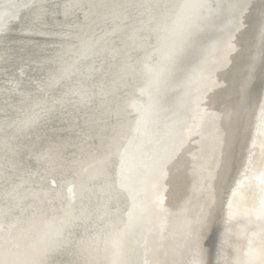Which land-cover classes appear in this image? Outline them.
<instances>
[{"label":"bare ground","instance_id":"6f19581e","mask_svg":"<svg viewBox=\"0 0 264 264\" xmlns=\"http://www.w3.org/2000/svg\"><path fill=\"white\" fill-rule=\"evenodd\" d=\"M66 2L35 0L44 8L39 19L36 8L25 9L22 18L9 22V30L0 34V207L11 209L5 224L28 229L43 228L44 221L63 215L70 205L80 217L72 229L79 239L94 235L109 220L126 219V196L115 190L104 194V181H90V176L95 161L112 147L110 137L118 135L127 143L147 97L139 91L141 82L133 81L105 98L108 112L99 96L87 105L73 97L31 129L8 127L36 100L51 104L69 89L99 92L111 84L116 61L107 53L93 54L81 41H96L111 32L119 21H113L104 6L124 0H72L81 7L67 14ZM223 2L209 0L213 6ZM248 2L251 8L245 26L235 33L237 50L229 57L231 63L214 73L216 83L209 85L212 90L200 104L208 112L223 113L219 121L206 118L189 131L193 97H186L182 88L171 90L164 110L152 117L162 131L184 140L183 166L163 181L165 211H154L150 225L149 258L161 264H193L196 221L205 215L200 238L206 264H264V39L261 0ZM227 20L225 16L222 23ZM217 35L226 36V31ZM119 38L118 33L110 39ZM66 64L73 65L71 78L50 86V77ZM245 80H251L247 97L240 89ZM16 83L19 88H14ZM115 162L113 157V177ZM143 235L136 229L129 242L132 264L144 262V248L135 245ZM86 257L65 253L58 260L68 264Z\"/></svg>","mask_w":264,"mask_h":264},{"label":"snow or ice","instance_id":"6c2138e0","mask_svg":"<svg viewBox=\"0 0 264 264\" xmlns=\"http://www.w3.org/2000/svg\"><path fill=\"white\" fill-rule=\"evenodd\" d=\"M80 7L79 3L67 0L65 13ZM104 7L110 10L113 21L119 23L101 39L81 41V46L93 54L107 53L116 61L111 65L114 71L110 86H102L99 92L69 89L53 99L51 104L47 99L36 100L22 118L13 120L8 127L15 126L17 131L31 129L57 106L72 103L73 97L87 105L99 96L101 107L108 112L106 97L114 95L122 85L141 82L139 91L147 101L140 109L132 136L127 143H121L118 135L110 137L112 147L95 161L90 176V181H104L100 186L104 194L115 190L126 196V219L109 220L94 235L78 239L72 229L80 217L74 215L70 205L63 210V215L44 221L43 228L33 225L28 229L5 224L11 209L0 207V264H61L58 257L65 253L74 257L87 254L86 258L73 259L68 264H132L128 257L134 253V248L129 242L136 229L144 233L142 240L135 242L137 247L144 248L143 264H161V261L149 258L150 225L154 211H165L163 181L173 169L180 172L184 140L174 139L170 133L162 131L160 121L152 117L164 110L168 93L174 88H182L186 97H193L194 124L189 131L201 127L206 118L215 123L223 115L208 112L200 104L212 90L209 85L216 83L211 79L214 73L231 63L229 57L237 50L235 33L245 26V13L251 8L248 0H224L215 6L209 0H124ZM33 8L37 9L34 16L39 19L44 8L35 0H0V34L9 30V22L20 20L25 9ZM225 16L228 20L223 24ZM259 22L260 35L264 39V0H261L259 8ZM225 31L226 36L217 35ZM118 33L119 40L110 39ZM72 67L66 64L60 72L52 75L50 86L70 79ZM252 67L254 70V65ZM194 85L197 87L193 88ZM19 87V83L14 85V88ZM260 87L264 92V76ZM240 89L241 95L247 97L251 91V80L241 82ZM164 127L168 128V125ZM113 157L116 158L114 177ZM195 159L193 157V171L198 167ZM6 196L11 197L12 193H6ZM206 223V215L196 221L194 246L197 258L193 264H206L200 238Z\"/></svg>","mask_w":264,"mask_h":264}]
</instances>
